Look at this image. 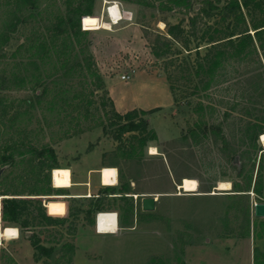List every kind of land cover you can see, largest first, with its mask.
<instances>
[{
	"label": "rangeland",
	"instance_id": "374dc122",
	"mask_svg": "<svg viewBox=\"0 0 264 264\" xmlns=\"http://www.w3.org/2000/svg\"><path fill=\"white\" fill-rule=\"evenodd\" d=\"M69 1L75 0L0 1V85H3L0 98L7 105H15L12 115L17 109L24 112L29 108L23 104L24 100L35 103V108L18 118L14 125L1 126L0 146L11 137H19L17 129L24 130L39 148L52 147L59 166L64 167L97 149L104 165L120 169L124 185L132 182L134 191L155 196L156 210L143 211L145 197L113 199L108 207L120 211V222L126 230L117 236L96 238L93 233L99 212L92 208L95 225H89L84 214L95 199L69 201L70 215L60 218L57 216L66 213L65 204L41 198L62 194L49 192L51 188H70V169H54L51 183L47 178L37 183L35 156L22 150L25 155L17 154V165L4 169L0 190L23 193L26 195L20 197L25 198L38 197L43 204L47 202L46 206L53 204L55 209L49 213L61 222L55 226L39 222L29 228V234L20 233L16 240L0 238V264H147L154 258H160L164 264H253L258 241L264 248V240L254 239L253 235L254 231L255 236L264 233V218L257 219L254 213L255 204L264 203V195L258 196L253 191L238 194L233 192V183L245 186L250 182L253 163L259 161V150L264 149L261 137L257 148L245 138L248 127H264V51L258 49L241 59L226 58L211 86L202 90L210 77L199 78L192 70L190 78L185 63L191 66L195 54L190 58L182 46L167 35L165 22L183 25L194 40L188 15L179 10L161 12L131 0H96L89 29L91 52L117 112L159 109L141 115L147 118L157 140L140 148L135 138H144L140 133H127L121 140H115L99 126V118L92 116L93 111L97 114V108L104 115L103 91L95 93L91 99L96 104L88 117L84 109L82 113L68 106L63 110H49L48 100L37 103L34 83L40 71L33 65H24L29 62L28 50L31 42L47 36V29L56 18L66 13ZM225 1L221 0V5ZM258 2L263 6L254 4L250 13L244 10L250 30L253 22L264 20V0ZM197 8L190 16L196 14L200 5ZM105 23L110 24V30L104 29ZM227 26L218 20L205 21L198 28V37H203L208 27H212L210 33H213ZM160 35L168 39H159ZM167 43L171 45L172 55L156 58L154 49L165 48ZM228 43L221 46L226 48ZM176 51L182 53L176 55ZM37 63L41 66L43 81L55 87L57 77L48 79L52 67L39 60ZM14 74L27 76L26 86L21 88ZM122 76L129 80H122ZM170 83L181 91L177 102L171 94ZM73 85L79 86L77 81ZM196 87L200 91L197 92ZM68 115L75 119L67 118ZM205 124L222 126L223 133L204 136L199 127L204 131ZM190 128L199 133L197 138H186ZM152 147L158 150V155H151ZM234 158H239L238 165L234 164ZM98 161L99 156L91 154L85 164L92 167ZM238 168L244 169L241 176ZM257 171L258 163L252 175L253 184ZM220 183H230L231 189L219 191ZM30 190L45 195H28ZM105 212L112 211L101 213ZM2 228L0 220V231ZM31 235L34 240L40 239L39 247L46 250L35 248L28 239Z\"/></svg>",
	"mask_w": 264,
	"mask_h": 264
},
{
	"label": "trees",
	"instance_id": "16d2710c",
	"mask_svg": "<svg viewBox=\"0 0 264 264\" xmlns=\"http://www.w3.org/2000/svg\"><path fill=\"white\" fill-rule=\"evenodd\" d=\"M258 1L259 0H226L223 5H221V0H131L130 2H135L136 4L148 8H157L161 12H175L179 10L189 16L188 26L190 31L195 34L194 40H191L190 36L187 35L188 33L186 29L183 28V25H170L165 22L168 28L167 35L172 40L179 43L190 58L192 54H195V62L192 63L191 66L189 63H185V66H187L185 71L188 72L187 74H189L190 78L193 76L191 75L193 71L199 78L203 79L204 75L210 77L209 82L206 80L205 86L202 87V90H207L211 86V82L215 79L216 72L223 65L226 58L241 59L248 57L254 51L257 52L258 49L264 51V20L260 23L253 22L251 25L252 30H250V26L245 22L244 10L250 13L254 4L255 7H262L263 3H259ZM95 3L96 0L69 1V7L66 13L56 18L51 28L47 29V36H40V38L31 42L28 50L30 52V57H28L29 62L24 65H33L38 72L40 71L34 83L37 103L48 100L49 110H63L64 106H68L75 112L78 111L82 113L81 111L84 109L86 117H88L91 115V109L96 104V102L91 99L94 97L95 93L103 91L105 94L104 98H102L104 117L102 116L101 110L98 108L96 109L97 114L95 111L92 113L94 114L92 116H97L99 118V126L104 128L106 135H113L114 139L118 141L127 133H140L144 138H135H138L140 148H145L148 142L157 140V134L149 128L147 118L141 117V115L152 114L159 109L153 111L134 110L126 114L117 112L115 104L107 91L105 80L91 52L92 42L89 39V29ZM198 5H200L199 10L196 11L195 15L190 16V12L192 10H197ZM212 20L227 23L228 26L225 30L215 29L213 33H210L212 27H208L209 30L205 31L203 37H198L199 26L201 24L204 25L205 21ZM84 23L87 29L84 27ZM242 24L244 27H241ZM251 31L254 33L252 34ZM168 36L160 35L159 39L164 38L167 40ZM226 42H229L228 48L221 46ZM174 53L178 55L182 52L176 51ZM154 54L158 59L170 57L172 55L171 45L168 44L165 48H155ZM32 60H34V62H32ZM37 60L41 61L43 65L49 64L52 67L48 74V79L57 77L55 87L43 81L41 66L37 63ZM181 64L183 63L181 62ZM13 77L19 80L18 82H20L21 88L28 83L27 76L20 77L14 74ZM75 81L78 82L79 86L73 85ZM0 88L3 89V85H0ZM39 88H42V91H39ZM78 88L81 91L77 90ZM170 91L174 100L177 102L180 99L179 92L181 91H178L173 83H170ZM196 91H200L199 87H196ZM23 104L29 106V108L24 112L17 109L12 115L11 112L15 109V105H7L5 100L0 98V130L1 126L7 123L14 125L18 118L29 114L31 109L35 108V103L32 100H24ZM67 118H71L72 120L75 119L73 115H68ZM57 122L62 123L61 119H57ZM205 125L206 129H204V131L201 126L199 127L204 136H208L210 133L220 136L223 133L222 126L211 125L207 127V124ZM17 133L19 137H11L7 143L0 146V171L16 166L17 154L18 156H23L25 153H23L22 150H26L35 156L34 161L36 162L37 170L35 174L36 182L40 183L42 179L44 180V178H47L51 183V172L54 180V169L56 170L59 168L57 155L54 149L50 146L39 148L32 142L30 133L24 130L17 129ZM245 133L246 140H248L254 148H257L260 137L264 134V127L260 126L259 129L248 127ZM67 134V136H69L70 131H68ZM198 136L199 133L196 132L195 129L190 128L186 138H197ZM259 151L261 152L260 159L258 162L254 161L252 166L253 175L258 163V171L254 184L252 183L253 176L251 175L250 182H247L245 186L239 183H233V192L248 194L250 191H253L258 196L264 195V149H260ZM235 159L236 158H234V161ZM238 169H240L239 176H241L244 169ZM44 173H47V175H44ZM59 177L63 178V176ZM55 191L60 190L53 188L49 189V192ZM39 192L40 191L30 190V194L28 195L39 197L45 195ZM100 194L99 199L90 205L91 208L84 211L85 218L89 225H95V217H93L94 213L92 208L97 209L99 213L104 211L105 208L101 205L106 198H108L109 194L114 193H108L107 190H105L101 191ZM24 195L26 194L9 193L5 190H0V220L3 224V228L15 227L19 229L20 233L27 235L29 234V228L36 226L39 222L46 226L60 224L61 220L52 217L49 213V211L55 209L53 204L47 205L46 208L42 199H38V197L37 199L20 197ZM28 239L35 248H40L43 251L46 250L44 247H39L41 242L40 239L34 240L32 235ZM261 256L260 250L256 248L255 264H260ZM147 264H164V262L160 258H154L152 262Z\"/></svg>",
	"mask_w": 264,
	"mask_h": 264
},
{
	"label": "crops",
	"instance_id": "0c3cea01",
	"mask_svg": "<svg viewBox=\"0 0 264 264\" xmlns=\"http://www.w3.org/2000/svg\"><path fill=\"white\" fill-rule=\"evenodd\" d=\"M117 105V103H116ZM91 154H95L99 156V161L95 166L92 167H87L85 164L89 156ZM105 167H114L117 169V166H107L103 164V159L102 156L98 153L97 149L94 150L93 152H90V154L85 155L80 161L73 162V164L69 166H59V168H69L71 171V183L72 186L70 188H55L62 192L60 196L56 197H41L42 199H49L50 200H57L61 201L65 204L66 207V213L63 216H57L60 218H65L70 215V211L68 208V202L69 201H75V200H98L100 197L101 191L107 190L108 193H114V194H109L108 198L103 202L101 205L102 207L105 208L104 211H112L115 212L118 215V232L117 233H100L98 229L94 230L93 236L96 238H101V237H107V236H117L119 235L122 231L126 230V227L121 224L120 222V211L117 210V208H110L109 209V201L117 198H122V197H150L149 195H146L147 192H141V191H134L135 187L131 183H127L124 185L121 181V176H120V169H117L118 171V181L117 185L114 187H106L103 184V179H102V170ZM155 197V196H152ZM46 201L44 203V206H46ZM109 209V210H108ZM48 213V210H47ZM107 213V212H106ZM49 215V214H48ZM53 217V216H52ZM56 218V217H55ZM259 219V218H257ZM263 219V218H260ZM96 228H97V216H96ZM3 229V228H2ZM20 232V231H19ZM259 233V231L257 232ZM0 238H2V230L0 231ZM264 234V233H263ZM261 234L260 236H255V231L253 233L254 239H259V240H264V235ZM20 237V236H19ZM16 240V239H13ZM258 248L262 254L260 264H264V248L258 244L255 245L254 247V252H253V261L252 263L255 264V249Z\"/></svg>",
	"mask_w": 264,
	"mask_h": 264
},
{
	"label": "bare ground",
	"instance_id": "6f19581e",
	"mask_svg": "<svg viewBox=\"0 0 264 264\" xmlns=\"http://www.w3.org/2000/svg\"><path fill=\"white\" fill-rule=\"evenodd\" d=\"M104 29L110 30V24L105 23ZM261 142L264 146V134L261 136ZM151 155L156 156L158 155V150L155 147H152ZM102 179L103 184L106 187H114L117 185L118 181V171L114 167H105L102 170ZM231 189L230 183H220L218 190L219 191H229ZM100 233H117L118 230V215L115 212H105L99 217L97 221V228ZM20 236V232L17 228L7 227L2 229V238L13 240L18 239Z\"/></svg>",
	"mask_w": 264,
	"mask_h": 264
},
{
	"label": "water",
	"instance_id": "95a60500",
	"mask_svg": "<svg viewBox=\"0 0 264 264\" xmlns=\"http://www.w3.org/2000/svg\"><path fill=\"white\" fill-rule=\"evenodd\" d=\"M198 9V8H197ZM240 162L239 158H236L234 161L235 165H238ZM4 173V169L0 171V177ZM157 199L155 197H145L142 199V208L145 212H153L156 210ZM255 217L264 218V203L255 204ZM1 236V234H0Z\"/></svg>",
	"mask_w": 264,
	"mask_h": 264
},
{
	"label": "built area",
	"instance_id": "2783aa9c",
	"mask_svg": "<svg viewBox=\"0 0 264 264\" xmlns=\"http://www.w3.org/2000/svg\"><path fill=\"white\" fill-rule=\"evenodd\" d=\"M110 9V8H109ZM127 15V14H126ZM84 27L87 29V27L85 26V23H84ZM122 80H129V77H127V76H122ZM102 215V213H99L98 215H97V221H98V219H99V217Z\"/></svg>",
	"mask_w": 264,
	"mask_h": 264
}]
</instances>
